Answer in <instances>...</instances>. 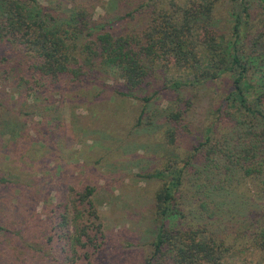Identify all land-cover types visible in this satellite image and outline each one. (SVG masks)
I'll return each mask as SVG.
<instances>
[{
    "label": "rangeland",
    "instance_id": "rangeland-1",
    "mask_svg": "<svg viewBox=\"0 0 264 264\" xmlns=\"http://www.w3.org/2000/svg\"><path fill=\"white\" fill-rule=\"evenodd\" d=\"M39 1L65 9L88 2L95 19L101 21L118 20L133 11V17L120 18L115 24L123 32L146 26L153 16L150 5L157 0ZM168 1L157 5L167 6ZM176 1L191 6L201 0ZM234 7L231 0H222L215 12V26L229 35ZM28 59L13 46L0 44V177L7 179L0 183V223L7 228L0 232V264H87L86 253L92 264H148L159 226L156 195L163 186L162 180L148 175L163 170L169 160L191 155L194 146L210 134L207 129L213 121L218 122L217 137L232 126L234 119L224 115L226 120L219 122L220 114L215 112L226 84L211 83L180 94L193 95L191 130L171 144L165 112L177 99V91L166 90L163 84L182 78L174 63L165 71L159 68L149 86L137 91L141 96L152 95L146 103L120 94L124 80L107 69L97 73L96 79L92 75L82 82L60 81L42 90L37 85L27 95ZM205 165L201 156L195 157L188 173L193 180L185 191L191 196L185 202L186 212L193 218L180 220L199 227L208 222L199 215L198 198H207L215 187L201 185L209 183V165ZM88 187L95 189L90 200L104 234L99 249L71 244L64 234L69 230L68 236L72 235L74 228L70 201L76 194L71 189L82 193ZM258 192L256 184L248 181L214 192L211 207L218 205L221 215L214 230L218 236L227 234L231 244L227 264H264V252L253 246L254 235L249 234L264 227ZM64 214L69 217L66 223Z\"/></svg>",
    "mask_w": 264,
    "mask_h": 264
},
{
    "label": "trees",
    "instance_id": "trees-1",
    "mask_svg": "<svg viewBox=\"0 0 264 264\" xmlns=\"http://www.w3.org/2000/svg\"><path fill=\"white\" fill-rule=\"evenodd\" d=\"M160 1L150 5L153 16L146 26L119 32L115 24L133 17V11L120 15L118 20L101 21L95 19V10L88 2L65 9L39 0H0V44L13 46L29 58L27 95L37 85L42 90L60 81L82 82L92 75L96 79L97 73L107 69L115 70L124 80L125 89L118 90L120 94L140 97L148 103L152 95L141 96L137 91L149 86L159 68L165 71L174 63L175 72L182 78L173 77L163 84L164 89L177 91V99L165 112L171 144L191 130L193 95L180 94L224 82L225 96L215 112L220 114L219 122L226 120L224 115L234 119L232 126L217 137L218 122L213 121L207 129L210 134L194 146L191 155L169 160L163 170L148 175L163 181L156 195L159 226L148 264H227L231 244L227 243V234L218 236L214 230L221 216L218 205L211 207L215 190L245 181L255 183L261 195L259 206L264 211V0H231L235 7L230 35L215 26V12L222 0L194 1L191 6L176 0L158 6ZM197 156L209 165V183L201 185H215L206 195L210 199L198 198L199 215L208 222L204 227L180 222L193 218L186 212L189 207L185 202L191 201V196L185 191L190 190L193 179L188 173ZM4 182L7 179L0 177V183ZM71 191L76 194L70 201L71 211L75 212L74 228L72 235L68 236L69 230L64 234L71 238V244L99 249L104 234L90 200L95 189ZM68 218L64 214L63 223ZM4 230L7 228L0 223V232ZM249 234L254 235L253 246L264 252V227ZM85 257L87 264H92L90 255L86 253Z\"/></svg>",
    "mask_w": 264,
    "mask_h": 264
}]
</instances>
